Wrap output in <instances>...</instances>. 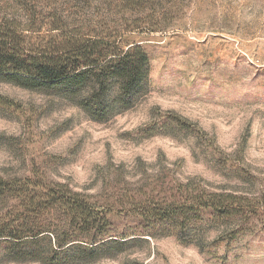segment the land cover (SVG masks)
<instances>
[{"label": "rangeland", "instance_id": "374dc122", "mask_svg": "<svg viewBox=\"0 0 264 264\" xmlns=\"http://www.w3.org/2000/svg\"><path fill=\"white\" fill-rule=\"evenodd\" d=\"M142 1L0 0L24 48L111 35L142 44L152 67L136 104L102 122L60 92L0 78V176L65 183L108 211L117 242L78 264H264V0ZM199 193L245 197L253 214L191 240L135 212ZM0 264L46 263L0 242Z\"/></svg>", "mask_w": 264, "mask_h": 264}, {"label": "trees", "instance_id": "16d2710c", "mask_svg": "<svg viewBox=\"0 0 264 264\" xmlns=\"http://www.w3.org/2000/svg\"><path fill=\"white\" fill-rule=\"evenodd\" d=\"M125 1L133 6L143 2ZM23 45L16 26L0 23V78L25 88L60 92L97 121L130 109L149 87L151 58L138 42L73 33L47 48L30 50ZM171 122L186 126L176 117ZM0 202L12 208L1 219L0 242L16 260L78 264L95 260L117 242L109 238L108 211L65 183L0 176ZM250 204L234 194L199 193L145 201L135 212L150 228L166 227L176 235L202 240V230L212 222L248 220L253 214ZM55 215L60 225L48 221Z\"/></svg>", "mask_w": 264, "mask_h": 264}]
</instances>
